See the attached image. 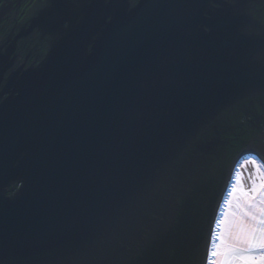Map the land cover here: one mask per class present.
<instances>
[{
	"label": "water",
	"instance_id": "95a60500",
	"mask_svg": "<svg viewBox=\"0 0 264 264\" xmlns=\"http://www.w3.org/2000/svg\"><path fill=\"white\" fill-rule=\"evenodd\" d=\"M45 1L0 38V264H208L264 158V0Z\"/></svg>",
	"mask_w": 264,
	"mask_h": 264
},
{
	"label": "snow or ice",
	"instance_id": "6c2138e0",
	"mask_svg": "<svg viewBox=\"0 0 264 264\" xmlns=\"http://www.w3.org/2000/svg\"><path fill=\"white\" fill-rule=\"evenodd\" d=\"M248 164L254 171L245 177L241 167ZM221 207L210 264H264V162L249 157L235 167Z\"/></svg>",
	"mask_w": 264,
	"mask_h": 264
},
{
	"label": "flooded vegetation",
	"instance_id": "af4514ba",
	"mask_svg": "<svg viewBox=\"0 0 264 264\" xmlns=\"http://www.w3.org/2000/svg\"><path fill=\"white\" fill-rule=\"evenodd\" d=\"M45 2V0H0V38L8 36L15 30L16 26L24 24L34 12V8H41ZM37 35L35 30L27 31L25 36L18 40V49L22 53L30 50L43 51L44 45L42 41L41 43L40 40L38 41ZM259 158L264 162L263 157L260 156Z\"/></svg>",
	"mask_w": 264,
	"mask_h": 264
},
{
	"label": "rangeland",
	"instance_id": "374dc122",
	"mask_svg": "<svg viewBox=\"0 0 264 264\" xmlns=\"http://www.w3.org/2000/svg\"><path fill=\"white\" fill-rule=\"evenodd\" d=\"M249 157H254L256 158L259 162H262L260 160V156L256 153H253V152H248L246 155H244L240 161L238 162V164H240L242 161L244 160H247ZM237 164V165H238ZM252 171H254V169L252 168V165L251 164H248V165H245V166H242L241 167V173L243 176L247 177ZM245 184L246 186L250 189L251 188V183L250 181L248 180H245ZM223 209L221 208L220 212L222 211ZM222 219V217L219 215V220ZM208 264H210V257H209V261H208Z\"/></svg>",
	"mask_w": 264,
	"mask_h": 264
},
{
	"label": "trees",
	"instance_id": "16d2710c",
	"mask_svg": "<svg viewBox=\"0 0 264 264\" xmlns=\"http://www.w3.org/2000/svg\"><path fill=\"white\" fill-rule=\"evenodd\" d=\"M255 136H256L255 132L249 130V132L241 139V142H240L241 148L246 147V144Z\"/></svg>",
	"mask_w": 264,
	"mask_h": 264
}]
</instances>
